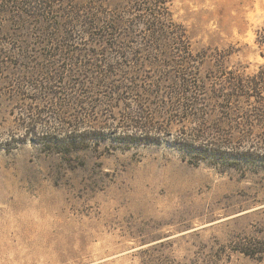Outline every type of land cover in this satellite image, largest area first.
<instances>
[{"label":"rangeland","instance_id":"374dc122","mask_svg":"<svg viewBox=\"0 0 264 264\" xmlns=\"http://www.w3.org/2000/svg\"><path fill=\"white\" fill-rule=\"evenodd\" d=\"M171 4L189 36L194 62L188 69L207 84L222 71L210 57L216 49L238 50L226 61L230 69L243 66L250 74L264 63L256 45L264 0ZM9 8L0 12V264H264V168L195 163L180 134L183 128L191 134L194 126L165 122L157 123L159 131L139 130L124 121L131 111L127 94L94 88L178 76L182 69L173 62L181 59L165 54L187 53L106 49L105 60L116 69L110 81L101 80L104 73L93 70L100 58L87 56L100 43L72 62L50 57L47 48L24 49L20 43L39 41L28 39L24 24L13 22L14 5ZM108 8L115 11L114 4ZM35 24L28 23L30 31L39 29ZM168 91L164 86L160 95L169 98ZM84 92H93L92 98ZM80 99L86 102L82 110ZM66 100L68 119L90 114L81 127L56 119ZM81 132L93 141L80 138ZM66 137L76 147L49 145Z\"/></svg>","mask_w":264,"mask_h":264},{"label":"trees","instance_id":"16d2710c","mask_svg":"<svg viewBox=\"0 0 264 264\" xmlns=\"http://www.w3.org/2000/svg\"><path fill=\"white\" fill-rule=\"evenodd\" d=\"M104 3L105 0H0V12L7 13L9 7L14 5L17 20L13 22L24 24L22 30L26 27L31 36L28 39L39 41L35 45L30 42L20 43L24 49L29 48V45L47 48L51 52L50 57H67L72 62V57H84L83 52L86 54L88 47L97 48L96 43H100L98 51L88 53L87 56L100 58L98 62L101 66L96 63L93 70L96 74L99 71L104 73L101 80L110 81L116 69L110 63L107 64L105 58L109 53L106 49H130L134 46L148 51L183 49L187 57L165 54L170 60L172 57L173 60L181 59L179 63L173 62L178 65L179 70L182 69L178 76H162L153 80L154 84H142L137 79L121 84L103 82L96 84L94 88L98 87L99 92L109 95L127 94L125 102L129 103L128 109L131 111L125 114L124 121L139 130L159 131L157 123L160 125L165 122L179 123L185 128L187 125L194 126L191 134H187L184 128L180 134L186 137L181 141L187 144L183 151L195 163L206 162L216 169L241 165L264 168V150L257 152L256 146L257 143L264 145V63L250 74L243 66L230 69L225 66L226 61L238 50L232 48L223 54L216 49V53L210 57L215 59L216 67L222 71L220 70V77L207 84L188 69L194 62L191 58V44L185 27L174 20L172 0H109L106 2L107 11H103ZM113 4L115 11H108V6ZM117 6L119 11L116 10ZM33 21H36L35 25L39 29L32 32L28 23L31 26ZM84 39H91L95 43ZM256 45L264 60V25L257 30ZM126 57L127 55L123 58L127 59ZM95 73L88 78L92 79L91 76ZM164 86L169 90V98L160 95ZM85 88L87 90L86 86ZM92 93L84 92L83 96L91 99ZM51 96L55 98L57 94ZM147 97H154L158 102H148ZM66 101V108L56 115L59 123L77 128L88 121L90 114L86 111L81 116L68 119L71 110L68 107L69 101ZM75 101L82 110L86 102L81 99ZM81 133L80 138L93 141V137L85 136V132ZM66 138V141L51 140L49 145L76 147L75 139Z\"/></svg>","mask_w":264,"mask_h":264}]
</instances>
